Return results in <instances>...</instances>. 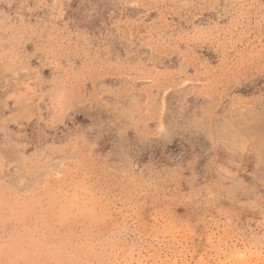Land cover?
<instances>
[{"label":"rangeland","instance_id":"obj_1","mask_svg":"<svg viewBox=\"0 0 264 264\" xmlns=\"http://www.w3.org/2000/svg\"><path fill=\"white\" fill-rule=\"evenodd\" d=\"M0 264H264V0H0Z\"/></svg>","mask_w":264,"mask_h":264}]
</instances>
